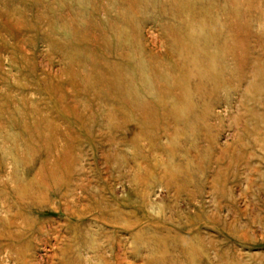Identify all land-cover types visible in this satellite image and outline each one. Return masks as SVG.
<instances>
[{
    "label": "rangeland",
    "instance_id": "374dc122",
    "mask_svg": "<svg viewBox=\"0 0 264 264\" xmlns=\"http://www.w3.org/2000/svg\"><path fill=\"white\" fill-rule=\"evenodd\" d=\"M0 264H264V0H0Z\"/></svg>",
    "mask_w": 264,
    "mask_h": 264
}]
</instances>
